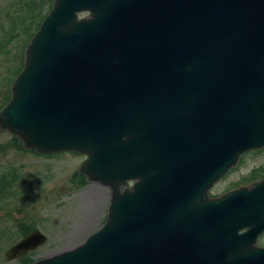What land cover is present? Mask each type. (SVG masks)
<instances>
[{
  "label": "water",
  "instance_id": "obj_1",
  "mask_svg": "<svg viewBox=\"0 0 264 264\" xmlns=\"http://www.w3.org/2000/svg\"><path fill=\"white\" fill-rule=\"evenodd\" d=\"M0 125L86 154L112 192L97 233L37 264H264V181L209 196L264 148V0H55Z\"/></svg>",
  "mask_w": 264,
  "mask_h": 264
},
{
  "label": "rangeland",
  "instance_id": "obj_2",
  "mask_svg": "<svg viewBox=\"0 0 264 264\" xmlns=\"http://www.w3.org/2000/svg\"><path fill=\"white\" fill-rule=\"evenodd\" d=\"M18 3L19 0H0V42L6 35L3 25L7 27L10 23V20L5 23L8 14L19 6ZM14 64V54H0V106L3 107L7 104V100L2 104L5 96L12 95ZM12 137L0 125V144L7 145L6 150L0 151V176L7 168L15 170L13 182L0 187V264H22V261L37 264L74 249L102 228L111 203V189L88 180L75 183L79 179L76 173L87 156L69 153L41 156L24 152L15 149L18 147L12 145ZM263 176L264 149L252 151L241 158L236 169L215 186L210 195H221L241 184L259 181ZM7 191L10 193L3 197L1 194ZM99 192L105 193L106 197L93 212L97 205L92 203L98 200L95 195ZM86 218L89 219L84 226ZM29 228L39 230L46 241L30 255L8 259L9 248L29 232ZM258 245L264 246V234Z\"/></svg>",
  "mask_w": 264,
  "mask_h": 264
},
{
  "label": "trees",
  "instance_id": "obj_3",
  "mask_svg": "<svg viewBox=\"0 0 264 264\" xmlns=\"http://www.w3.org/2000/svg\"><path fill=\"white\" fill-rule=\"evenodd\" d=\"M19 6H15V10L12 13L8 14V17L5 23L9 25L6 27L3 25V30L6 31V35L1 37L0 42V54L4 53L7 55L14 54L15 64L13 66L12 77L16 78L20 72L24 68L25 61V51L28 45L30 44L32 38L39 30L42 22L49 14V12L53 8L54 0H19ZM17 16L14 18V15ZM11 18V19H10ZM10 46L12 49H10ZM10 100V95H6L3 99V103ZM3 108V106H0ZM12 145L18 148L17 150H21L24 152H28L24 150L22 143L18 138L12 137ZM6 144H0V151L6 150ZM12 170H5L4 174L0 176V187L5 186L8 183L13 182L11 179L13 176V172H15L14 168ZM10 192H6L5 194H1L5 197ZM31 228H29V232H31ZM26 232L24 235L28 234ZM22 264H26V261Z\"/></svg>",
  "mask_w": 264,
  "mask_h": 264
},
{
  "label": "bare ground",
  "instance_id": "obj_4",
  "mask_svg": "<svg viewBox=\"0 0 264 264\" xmlns=\"http://www.w3.org/2000/svg\"><path fill=\"white\" fill-rule=\"evenodd\" d=\"M111 195H112V193H111ZM95 196L98 197V200L97 201H94L92 204L97 205V209L95 211H93V212H96L98 210L99 204H101L102 201L104 200V198L106 197L105 193H103V192H99L98 195H95ZM88 219L89 218H86L85 219V221L83 223L84 226L87 224V220Z\"/></svg>",
  "mask_w": 264,
  "mask_h": 264
},
{
  "label": "flooded vegetation",
  "instance_id": "obj_5",
  "mask_svg": "<svg viewBox=\"0 0 264 264\" xmlns=\"http://www.w3.org/2000/svg\"><path fill=\"white\" fill-rule=\"evenodd\" d=\"M263 179H264V176H263ZM251 184H253V183H251ZM251 184H248V183H247V185L244 184V185H240L239 187L249 186V185H251ZM216 186H217V185H216ZM110 192H111V190H110ZM111 193H112V192H111ZM111 197H112V195H111Z\"/></svg>",
  "mask_w": 264,
  "mask_h": 264
}]
</instances>
